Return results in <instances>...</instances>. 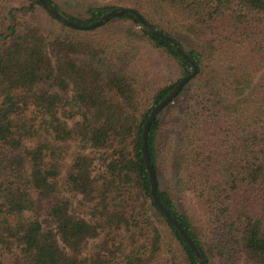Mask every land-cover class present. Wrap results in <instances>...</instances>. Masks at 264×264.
<instances>
[{
	"label": "trees",
	"instance_id": "trees-1",
	"mask_svg": "<svg viewBox=\"0 0 264 264\" xmlns=\"http://www.w3.org/2000/svg\"><path fill=\"white\" fill-rule=\"evenodd\" d=\"M46 1L134 9L185 51L147 134L159 201L206 264H264V0ZM192 73L134 15L0 0V264H201L143 151Z\"/></svg>",
	"mask_w": 264,
	"mask_h": 264
},
{
	"label": "water",
	"instance_id": "water-1",
	"mask_svg": "<svg viewBox=\"0 0 264 264\" xmlns=\"http://www.w3.org/2000/svg\"><path fill=\"white\" fill-rule=\"evenodd\" d=\"M41 2V4L45 7V9L51 13L53 16H55L59 21L64 23L65 25L77 29V30H89V29H94L99 26H101L104 22L110 21L114 17L122 14H131L134 15L137 20L154 36L166 39L170 41L172 44L177 49V52L181 55L182 58H184L187 62L191 63L193 66V73L186 75L181 79V81L177 84V86L173 89V91L161 102L159 103L151 112L149 119L146 122L145 129H144V145H143V151L145 155V160L147 164V168L150 172V183L152 187V195L154 198L155 203L157 206L160 208V210L165 214V216L168 218V220L178 229L180 235L182 238L188 243L192 251L196 254L197 258L200 260L201 264H206V261L203 258V255L200 253L198 248L196 247L193 239L188 235L187 231L170 215V213L167 211V209L161 204L158 198L157 194V180L155 176L154 169L152 167V164L150 162L148 150H147V134L148 130L150 128V125L152 122L156 119L157 115L161 113L165 107L179 94V92L182 90V88L186 85V83L193 78L194 76L197 75L198 73V68L197 66L191 61V59L188 57V55L183 51L178 44L168 36H165L161 32H157L147 21L144 20V18L139 14L137 11L131 8H125V7H120L118 9H115L111 11L110 13L104 15L99 21L92 23L91 25L83 26L79 25L68 18H66L63 14H61L57 9H55L51 4H49L46 0H38Z\"/></svg>",
	"mask_w": 264,
	"mask_h": 264
},
{
	"label": "rangeland",
	"instance_id": "rangeland-1",
	"mask_svg": "<svg viewBox=\"0 0 264 264\" xmlns=\"http://www.w3.org/2000/svg\"><path fill=\"white\" fill-rule=\"evenodd\" d=\"M101 2H102V3H107V2H109V1L106 0V1H101ZM162 69H165V68L163 67ZM165 76H166L167 78H169V80L171 79L172 81H176V80H178L182 75L176 73V72L173 71L172 68H171V69L165 71Z\"/></svg>",
	"mask_w": 264,
	"mask_h": 264
}]
</instances>
